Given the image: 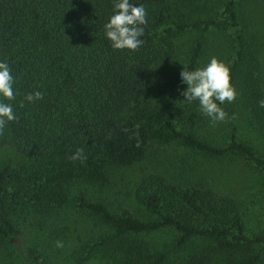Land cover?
<instances>
[{
    "label": "trees",
    "instance_id": "trees-1",
    "mask_svg": "<svg viewBox=\"0 0 264 264\" xmlns=\"http://www.w3.org/2000/svg\"><path fill=\"white\" fill-rule=\"evenodd\" d=\"M136 2L148 9L149 22L144 43L132 51L113 49L105 37L113 0H0V60L19 93L11 102L18 118L0 131V148L12 155L0 163V246L23 233L44 242V222L75 187L76 206L97 228L94 242L80 244V262L94 256L104 264H264V235L246 232L238 200L209 185L198 163L184 182L159 170L140 173L128 197L140 215L88 196L87 189L107 188L114 172L137 166L153 143H177L202 158L242 157L264 187V107L240 28V0H221L218 21L192 17L179 0ZM212 26L226 34L230 83L242 82L262 151L240 137V94L221 105L227 117L218 122L198 101L184 100L180 73L200 67ZM183 34L193 37L181 53L176 40ZM33 91L43 98L19 107ZM78 148L83 162L69 159ZM161 230L172 237L157 245L151 235ZM30 254L44 264L36 249Z\"/></svg>",
    "mask_w": 264,
    "mask_h": 264
},
{
    "label": "rangeland",
    "instance_id": "rangeland-1",
    "mask_svg": "<svg viewBox=\"0 0 264 264\" xmlns=\"http://www.w3.org/2000/svg\"><path fill=\"white\" fill-rule=\"evenodd\" d=\"M179 5L188 6L191 16L194 18H215L219 20L221 0H179ZM237 13L240 28L243 30L249 52L257 67V89L261 99H264V0H240L237 3ZM184 10V8H183ZM226 34L213 26L205 35V44L200 67L206 65L210 58L216 57L226 65L231 61L227 47ZM192 34H183L176 40L177 51L184 53L187 43L192 39ZM240 86V88L238 87ZM236 98L240 94V122L239 134L258 151L263 146L251 123L247 105H243L241 97L242 82L234 86ZM227 102V101H225ZM224 102V103H225ZM221 106V105H220ZM200 134L209 137L206 129L202 128ZM12 158L5 148H0V163ZM195 163L201 167L198 171L205 175L209 185L220 193L235 196L240 203L242 219L246 225V232L261 233L264 235V187L260 173L254 164L242 157H222L217 159L202 158L193 154L188 148L177 144H157L148 146L145 157L137 165L126 171H116L107 188L98 190L87 189L91 199L101 200L113 211H118L119 204L129 207L134 214L140 215L141 210L129 197L132 182L145 171L159 170L166 172L179 181L190 177L191 167ZM77 190L71 188L61 208L57 213L44 222L47 227L42 231V240L32 239L31 234H21L10 240L8 246H0V264H39L38 260L30 254V249H36L39 259L44 264H104L97 257H91L85 261V250H81L80 244L94 242L97 228L94 221L82 209L76 206L74 198ZM39 230V228H37ZM172 235L167 230H161L151 235V240L161 245ZM57 241L62 243L57 247Z\"/></svg>",
    "mask_w": 264,
    "mask_h": 264
},
{
    "label": "clouds",
    "instance_id": "clouds-1",
    "mask_svg": "<svg viewBox=\"0 0 264 264\" xmlns=\"http://www.w3.org/2000/svg\"><path fill=\"white\" fill-rule=\"evenodd\" d=\"M148 22V9L142 3L136 0H113V12L103 25L104 34L113 49L135 51L144 43V26ZM180 77L182 83L186 85L182 90L185 101L188 103L198 101L200 111L212 122L226 119L227 113L220 105L225 101L231 103L237 93L230 83L229 67L222 60L212 57L203 67L192 70H185L183 67ZM15 81L9 64L0 60V131L8 122L18 118L11 103L19 94L14 87ZM42 98L41 91L26 93L23 99L18 101V106L22 108L25 101L31 104ZM258 104L264 107V99L259 100ZM69 159L83 162L86 159L84 150L76 149ZM61 246L62 243L57 241V247Z\"/></svg>",
    "mask_w": 264,
    "mask_h": 264
}]
</instances>
